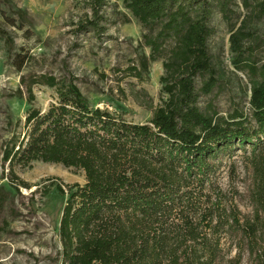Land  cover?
I'll list each match as a JSON object with an SVG mask.
<instances>
[{
	"label": "trees",
	"instance_id": "16d2710c",
	"mask_svg": "<svg viewBox=\"0 0 264 264\" xmlns=\"http://www.w3.org/2000/svg\"><path fill=\"white\" fill-rule=\"evenodd\" d=\"M87 2L91 16L78 23V32L102 36L108 0ZM123 3L146 30L143 44L151 51L130 73L144 80L151 64L163 59L160 81L167 98L150 121L135 123L95 106L73 82L22 77L30 104L35 86L55 90L57 101L45 112L28 110L23 131L6 144L3 166L9 172L3 180L17 191L30 190L16 171L35 162L84 172L83 185H53L63 200L61 264H241L242 252L225 261L226 232L250 251L252 264H264V58L255 57L264 37L252 30L264 23V0H241L246 14L238 26L237 0ZM216 12L230 25L233 68L249 76V115L223 116L212 100L201 106L225 78L210 50ZM18 15L28 17L23 10ZM4 38L10 61L15 44ZM28 60L18 55L13 64L21 72ZM15 97L23 100L22 91ZM238 150L249 153L252 178V214L243 221L237 213L223 218L226 213L212 205L224 161ZM7 196L0 187V209Z\"/></svg>",
	"mask_w": 264,
	"mask_h": 264
},
{
	"label": "rangeland",
	"instance_id": "374dc122",
	"mask_svg": "<svg viewBox=\"0 0 264 264\" xmlns=\"http://www.w3.org/2000/svg\"><path fill=\"white\" fill-rule=\"evenodd\" d=\"M237 3L238 26L246 11L241 0ZM87 5V0H0V187L8 192L7 202L0 209V264H61L59 222L63 200L55 194L53 185L85 183L83 171L42 162L16 171L21 181L31 185L30 190L22 187L17 191L7 179L3 180L9 172L3 166L6 144L23 131L28 110L45 112L57 101L55 90L35 86V101L30 104L21 86L22 77L49 75L57 81L73 82L95 106L122 112L135 123L150 121L154 110L167 98L160 81L164 76L163 59L151 64L150 74L144 75V80L130 73L138 58L142 54L149 56L151 51L143 44L146 30L124 6L123 0H108L103 10L107 31L102 36L78 32V23L86 15L91 16ZM20 10L28 14L24 20L18 15ZM211 26L216 30L210 40L211 54L221 63L225 78L213 95L201 99V106L212 100L223 116L235 111L249 115V76L236 72L232 66L230 25L216 12ZM252 30L264 37L263 22L254 23ZM4 35L15 44L10 61ZM258 44L255 57L261 59L264 40ZM18 55L30 58L21 72L13 64ZM19 90L23 100L15 97ZM248 156L249 153L238 150L232 159L224 161L225 167L212 196V205L222 214L226 213L223 218L237 213L243 221L252 214ZM45 189L47 194L43 195ZM222 234L225 261L242 252L241 264H252L250 251L238 244V238L228 232Z\"/></svg>",
	"mask_w": 264,
	"mask_h": 264
}]
</instances>
